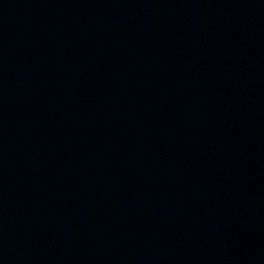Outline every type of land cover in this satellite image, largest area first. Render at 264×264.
Segmentation results:
<instances>
[{
	"label": "water",
	"instance_id": "1",
	"mask_svg": "<svg viewBox=\"0 0 264 264\" xmlns=\"http://www.w3.org/2000/svg\"><path fill=\"white\" fill-rule=\"evenodd\" d=\"M0 264H264V0H0Z\"/></svg>",
	"mask_w": 264,
	"mask_h": 264
}]
</instances>
